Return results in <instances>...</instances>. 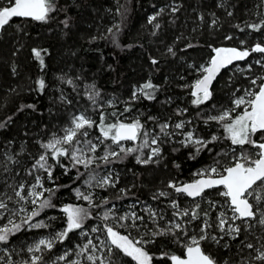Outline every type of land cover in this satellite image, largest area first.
<instances>
[{"label":"trees","instance_id":"obj_1","mask_svg":"<svg viewBox=\"0 0 264 264\" xmlns=\"http://www.w3.org/2000/svg\"><path fill=\"white\" fill-rule=\"evenodd\" d=\"M219 3L221 0H56L57 11L47 23L14 18L11 26L0 33V122L7 121L6 127L0 128V161L8 163L4 154L10 153L19 163H8L11 172H4L3 163H0V191L5 190L4 180L14 184L22 177H31L27 175V171L31 169L35 158L44 151L38 142H47L54 133L61 134L73 115L83 112L99 120V111L87 99L86 93V86L94 84L100 92L96 103L102 105L101 110L108 115L109 122L116 119L110 114L123 112L125 102H128L127 106L131 111L119 116L121 120L138 117L147 129L159 132L157 123L169 121L174 125L176 120L187 119L191 121L198 137L210 139L215 135L221 139L209 145L211 153L204 150L195 160L189 159L192 149L183 147L175 140L162 145L163 158L158 165L137 164L135 154L127 156L122 162L107 166L100 162V167L95 171L110 168L119 174L120 182L115 189H96L101 193V197H97L95 203L100 204L99 200L104 197H107L110 203L89 209L93 219L87 220L85 225L96 221L103 224L114 220L110 217L104 221L100 217L111 204L117 205V200L120 204L129 200L141 205L153 203L164 216V219L159 221L161 226L164 225L165 219L172 218L173 209L168 206L170 199L175 198L182 207H189L193 201L184 196H176L166 187L167 182H190L194 179L193 173L212 164L214 158L222 164H228L230 157L234 155H225L231 143L223 139L225 133L221 125L206 119L205 115L231 105L232 93L237 87L243 89L252 86V77H243L242 74L233 72V67L244 68L251 65V76H264V67L255 65L253 61L258 60V54L253 53L217 77L212 86V98L208 102L199 107L191 103V88L184 85L193 84L199 77L200 73L195 69L208 62L213 55L212 47L241 48V41L245 42L244 48H251L256 43L264 44V29L257 32L245 27L247 24L264 20V0H223L224 7H218ZM174 4L180 5V11L175 16L171 14ZM160 8L165 11L158 17L160 28L157 30L148 23V18ZM226 10L232 11L233 15L228 16ZM201 16L203 20L200 19ZM64 20L68 21V27L61 23ZM213 20L216 21L214 26ZM236 25L244 28V31H240ZM110 28L111 33L108 32ZM153 32L156 34L153 35ZM226 35H231L233 39L225 40ZM93 37L97 39L93 40ZM189 44L193 47L187 48ZM169 47L173 48L175 56L167 52ZM34 48L47 50L42 52L45 65L43 70L33 56ZM152 58L157 59L159 63L153 65ZM13 67L16 69L15 73L12 71ZM38 79L45 82L42 93L36 84ZM68 80L73 81L75 91L73 86L66 82ZM147 81L158 86L156 99L147 101L141 97L131 101L133 90ZM62 94L72 103L62 102ZM110 101L113 102V107L108 106ZM28 105L34 107H27ZM177 108L187 111L177 116ZM149 116L156 117V121L148 120ZM169 131L173 129L169 128ZM90 135L95 137L98 132L93 129ZM258 137L259 134L256 138ZM174 148L179 150L173 151ZM245 148L248 151L253 150L250 146ZM100 150L104 152V146H101ZM61 160L71 168L68 159L62 157ZM49 164L55 162L49 160ZM17 172L19 175H16ZM80 172H84V169L80 168ZM76 176L75 168L65 174V169L56 165L49 188L57 189L52 197V202L57 207L45 209L41 213L48 227H22L9 237L7 244L0 245L13 257H19L17 254L21 252L23 255L25 242L45 232L55 234L63 230L65 219L59 211L60 207L68 204L88 207L85 201L76 198L74 192V189L82 190L87 187L84 185L87 173L79 179H76ZM117 188L130 191L121 197L120 193L117 195ZM158 190L172 193V196L154 200L153 194ZM7 191L12 193L11 189ZM201 207L206 208L207 205L202 203ZM114 212L117 216L116 209ZM138 215L144 216L143 225H148L149 230L155 228V224L144 211ZM216 215V212H212L213 218ZM51 217L55 219H50ZM197 224L199 221L193 222L194 227ZM118 230L122 234L130 232L133 238L143 235L140 229ZM76 233H70L68 240L56 243L54 248L46 253L53 255L61 247L70 246L76 238ZM242 233L237 240L225 237V240L221 241V244L229 245L227 249L208 243L204 245L205 249L216 256L218 264L224 260L229 264H241L249 254L254 255V251L241 245L240 241L255 245L258 237H261L259 231ZM147 250L156 258L154 264H170L167 258L159 259L162 253H183V248L173 243L171 237H158L155 243L147 245ZM124 259L126 258L121 257V260Z\"/></svg>","mask_w":264,"mask_h":264},{"label":"snow or ice","instance_id":"obj_2","mask_svg":"<svg viewBox=\"0 0 264 264\" xmlns=\"http://www.w3.org/2000/svg\"><path fill=\"white\" fill-rule=\"evenodd\" d=\"M6 2L7 6H5V0H0V33L11 26L14 18L47 23L50 18H53L52 14L57 11L56 0H6ZM217 6L224 7L223 0ZM164 11V8H160L148 18V23L157 30L160 28V24L157 22L158 17ZM179 11L180 5L174 4L171 7L173 16ZM213 15L215 14L213 13ZM227 15L232 16L233 12L227 11ZM200 19L203 20V16ZM61 23L68 27L67 20L61 21ZM215 23L216 21L213 20L212 26ZM236 27L240 31H244V28H240L239 25ZM245 27L258 32L264 29V20L260 23L247 24ZM108 32L111 33L112 29H108ZM92 39L95 40L97 37ZM231 39H233L231 35L225 36V40ZM244 43L241 41V48H211L213 55L210 56L208 62L195 69L200 73L199 77L193 84L184 85V87L191 88L190 95L193 97L192 104L194 106L199 107L212 98V84L222 69L228 68L235 62L246 60L253 53L264 54V44L256 43L251 48H244ZM186 47L191 48L193 45L189 44ZM42 52H47V50L32 49L33 56L39 61L41 70L45 66ZM167 52L172 56L176 54L172 47H169ZM151 63L156 65L159 61L152 58ZM256 64L264 67L262 60H256ZM248 70L251 71V65ZM12 71L16 72L15 67L12 68ZM181 78L183 79V77ZM66 82L73 86L74 91L76 90L72 80ZM36 84L42 93L45 88L44 80L38 79ZM250 84L254 87L244 89L242 95H236V92L240 91L239 88L233 91L231 107L222 109L217 115L208 117V120L221 125L225 133L223 139L230 141L233 146L232 152L235 153L237 147L242 151L236 154L227 165H223L220 160L214 158L212 164L193 173L196 179L191 182L180 183L169 180L166 184V187L171 189L176 196L190 198L193 203L189 207H182L175 198L170 199L168 206L173 209L172 219L161 226L159 221L164 219L163 214L146 206L144 211L155 224V228L148 230L139 238H133L130 232L122 234L117 230V227L139 231L144 223V216L138 215L136 212L116 216L113 205L112 208L105 210L100 218L107 221L111 217L116 221L117 226L104 224V238L96 236L94 240L90 233H99L101 228L98 225L93 226L90 232L85 229V222L93 219L89 209L108 205L110 200L104 197L100 204H96L93 192H83L79 188L74 189L76 198L85 201L88 207L72 204L60 207L59 211L65 219L63 230L56 232L48 239H40L28 246L27 251L30 253V257L22 264H44L43 253L51 251L56 243L68 240L69 234L74 232H78L85 238L83 243L75 246L77 258L69 260L72 252L66 251L63 255L57 256L53 264H57V262L81 264L80 257H83L87 264H154L156 258L147 250V245L155 243L158 237H171L173 243L183 248L182 255L162 253L159 259L167 258L170 264H218L216 256L205 249L206 243L227 249L229 247L227 243L221 244L225 237L237 240L242 232H250L257 226L264 229V76L250 78ZM157 91L158 86L147 81L133 90L130 100L134 102L142 97L144 100L153 101L156 99ZM86 93L87 99L99 111V120L97 121L84 113L73 115L70 125L62 129L63 135L54 133L47 142H38L44 151L35 158L27 175L33 176L36 172L43 171L46 173L47 180L51 181L56 165L64 168L65 174L75 168L77 170L76 179L87 173L84 185L89 189L100 188L106 191L108 188L115 189L120 182V177L110 168L106 169L103 175L97 173L95 169L100 167L98 161L107 166L122 162L127 156L135 154L137 164L158 165L163 158L162 145L173 142V138L177 135H182L183 138L176 142L185 148L190 147L192 151L189 153V159L195 160L204 150L211 153L212 149L209 145L221 139L215 135L210 139H203L198 137L194 131L184 132L186 124H191L190 120L177 121L174 125L169 121L157 123L156 127L159 132H156L155 129H147L138 117L121 120L119 116L131 111V108L127 106L128 102H125L123 112L110 114L116 119L109 122L108 115L101 110L102 105L96 103L100 96L99 90L95 88L94 84L87 85ZM60 99L64 103H72L63 94ZM108 106L113 107V102L110 101ZM27 107L34 106L28 105ZM238 109L239 111H237ZM186 111L187 109L177 108L175 114L181 116ZM10 119L11 117H9ZM147 119L156 121L154 116H149ZM6 125L7 121L0 122V128H4ZM169 128H172L173 131H169ZM93 129L98 132V135L90 137ZM257 134H259L258 138H256ZM125 142H131L134 146L125 147ZM101 146H104L105 151L103 155H97ZM245 146H250L256 151L250 152ZM145 149H147L146 155ZM178 150L173 149V151ZM22 153L23 146H21L20 154ZM225 155L227 154L225 153ZM4 156L8 163H19L10 153H5ZM62 157L71 162V168L62 162ZM49 160L54 161L55 164H49ZM0 163L3 162L0 161ZM8 163H3L4 172H11ZM80 168H83L84 172H80ZM90 169L91 171H89ZM16 175H19V172ZM3 184L5 190L0 191V218L7 215L11 227L0 228V244H7L9 237L20 231L25 225L29 229L48 227L43 221L37 220L35 223L33 221L45 209L57 207L52 202L56 188H46L44 178L40 175H35L34 182L27 188L24 182L15 185L4 180ZM7 189L12 190L11 195ZM117 191L123 197L130 189L119 188ZM172 193L158 190L153 194V199L161 197L168 199ZM10 201L19 206L10 208ZM29 203L32 205L30 211L24 206ZM202 203L207 207L202 208ZM221 208L225 210L220 211ZM212 212L217 213L215 218L212 217ZM16 216H20L19 223L12 219ZM50 219H55V217ZM195 221H199V224L193 228L191 226ZM240 243L255 252L254 255L249 254L246 259L241 261V264H255V262L264 264V245L256 248L254 244L245 243L243 240ZM238 251H242V249H238ZM121 257L126 259L121 260ZM8 264H11L10 260ZM223 264H229V262L224 260Z\"/></svg>","mask_w":264,"mask_h":264},{"label":"rangeland","instance_id":"obj_3","mask_svg":"<svg viewBox=\"0 0 264 264\" xmlns=\"http://www.w3.org/2000/svg\"><path fill=\"white\" fill-rule=\"evenodd\" d=\"M258 54V53H257ZM258 60H262V61H264V54H258ZM254 61V63H255V65H258V64H256V61L255 60H253ZM235 66V65H234ZM248 68H249V66H246V67H244V68H242L241 66H235V67H233V72H235L236 71V73H238V74H242L243 75V77H252V78H254V77H258V75L257 74H255V75H252L251 76V71H252V68H251V71H249L248 70ZM246 73V74H245ZM251 87H253V86H251ZM238 88V87H237ZM236 88V89H237ZM246 88H250V87H244L243 89L241 88L240 89V91L239 92H236V95L237 96H239V95H242L243 94V91H244V89H246ZM192 99L193 98H191L190 100H191V103H192ZM231 99H232V97H231ZM229 107H231V105H229L228 107H225V108H229ZM225 108H222V109H225ZM221 109V110H222ZM221 110H218V111H212V112H209V113H207L205 116H206V119H208V117H210V116H213V115H217L218 113H219V111H221ZM237 111H239V109L237 110ZM80 113H83V112H78V113H76V114H80ZM75 114V115H76ZM73 117V116H72ZM72 117L69 119V121H68V123H67V125L65 126V127H67V126H69L70 125V121H71V119H72ZM181 120H183V121H189V120H185V119H180V120H176V122L177 121H181ZM175 122V123H176ZM174 123V124H175ZM64 127V128H65ZM187 131H194V128H193V126L191 125V124H186V126H185V128H184V132H187ZM195 132V131H194ZM196 134V133H195ZM56 135H63V132L61 133V134H56ZM90 137H93L92 135H90ZM183 137H182V135H177V136H175L174 138H173V141H175V140H181ZM134 145H132L131 144V142H125V147H133ZM114 147V146H113ZM232 145L231 144H229V149H228V152H227V155H231V154H234L233 156H231L230 157V160L236 155V154H238V153H240L241 152V150L239 149V147L238 148H236V152L235 153H233L232 152ZM256 150H252V151H250V152H255ZM102 153H104V152H102L101 150H99V152L97 153V155H102ZM147 154V149H145V155ZM5 157V156H4ZM98 163L100 164V162L98 161ZM223 165H227V164H225V163H223ZM89 171H91V169L89 170ZM42 172L43 171H39V172H36L33 176H31V177H22L21 178V180L20 181H18L17 183H14L15 185H19V183H21V182H24L25 183V186H26V188H27V186L28 185H30V184H32L33 182H34V176L35 175H40L41 177H43L44 178V184H45V187L46 188H49V186L51 185V183H52V181H49V180H47V178L46 177H44V176H46V174L45 175H43L42 174ZM105 172H106V168H104L103 170H100V171H98L97 173H99V174H101V175H103V174H105ZM194 179H196V177L194 176ZM193 179V180H194ZM191 182V181H190ZM96 189H100V188H91V189H89L88 187H86V188H84V189H82L81 191H83V192H89V191H91V192H93L94 193V200L95 201H97V197H101L100 195H101V193L99 192L98 193V191L96 190ZM118 189V188H117ZM12 194V193H11ZM10 194V195H11ZM119 193H118V191H117V195H118ZM213 198V197H212ZM15 199V198H14ZM99 201H101V199L99 200ZM19 205H17L16 203H14V202H9V207L10 208H16V207H18ZM29 211L31 210V208H32V205L29 203V204H27V205H24ZM146 206H150L153 210H155V211H157V212H159L160 213V209L159 208H157L153 203H150V202H148L147 204H140V203H137V202H133V201H131V200H129V201H127L126 203H124V204H120L119 203V200H117V205H114V209H116V212H117V216H120V215H124V214H126V213H131V212H136L137 214L138 213H140L141 211H144V209H145V207ZM113 207V204H111L110 206H109V208H112ZM220 211H224L225 209H223V208H221V209H219ZM145 212V211H144ZM42 213V212H41ZM146 213V212H145ZM147 214V213H146ZM21 215H23V214H21ZM12 219L16 222V223H19L20 222V216H16V217H12ZM172 219V218H171ZM37 220H39V221H43L44 223H45V221L43 220V217H42V215L40 214V216L39 217H37V218H35V220L33 221V223H35ZM166 221H168L169 219H165ZM165 221V222H166ZM237 223H240L239 221H237ZM104 224H109V225H112V226H114V227H116L117 226V224H116V222L114 221V220H110V221H108V222H106V223H100V222H98V221H96V222H93L92 224H89L88 226L87 225H84V227H85V229L86 230H89V232H90V229H91V227H93V226H100V228H101V231L99 232V233H90V235L92 236V238L95 240V237L96 236H99L100 238H104V233H103V226H104ZM165 224V223H164ZM2 227H11V225L9 224V217L7 216V215H5L4 216V218H0V228H2ZM23 227H25L26 229H29L26 225L25 226H23ZM141 227H143L142 228V230H141ZM140 227V232H141V234H144L145 232H147L148 230H149V228H148V225H143L142 224V226ZM191 227H193L194 228V226L192 225ZM148 229V230H147ZM117 230H118V228H117ZM254 231H259L260 233H261V237H259V240H258V242H256V244H255V247L256 248H260L261 247V245H264V229H262L260 226H257L256 228H254V229H252L250 232H254ZM122 233V232H121ZM54 234V233H53ZM53 234H51V233H48V232H45V233H43L42 235H40V236H38V237H36V238H34V239H32V240H30V241H27V242H25L24 244H23V255H21L20 253L21 252H19L17 255L19 256V257H13L9 252H7L6 251V249L3 247V246H1L0 245V264H8V262H9V260L11 261V263H13V264H22V262L23 261H26V260H28L29 259V257H30V253H28V251H27V248H28V246H31V245H33L35 242H38L40 239H48V238H50ZM243 234V233H242ZM84 237H82V236H80L79 235V233L77 232L76 233V238H74V240H73V243L70 245V246H65V247H61V249L57 252V253H54L53 255H52V253L51 254H48V253H46V252H48V251H45L44 253H43V259H44V264H53V261H55V258L57 257V256H59V255H63L66 251H71L72 252V255H70L69 256V260H72V259H76L77 257H76V255H75V246L77 245V244H79V243H83L84 242ZM186 239V238H185ZM54 248V247H53ZM253 254H255V252H253ZM80 260H81V264H87V262L83 259V257H80L79 258ZM57 264H67V262H57ZM220 264H223V263H220ZM255 264H259V262H255Z\"/></svg>","mask_w":264,"mask_h":264},{"label":"water","instance_id":"obj_4","mask_svg":"<svg viewBox=\"0 0 264 264\" xmlns=\"http://www.w3.org/2000/svg\"><path fill=\"white\" fill-rule=\"evenodd\" d=\"M220 47H230V46H220ZM239 62H241V61H239ZM239 62H235L233 65H230L228 68L222 69L221 72H220V74H221L223 71H225V70H227V69L233 67L234 65H237ZM220 74H219V75H220ZM219 75H218V76H219ZM218 76H217V77H218ZM216 79H217V78H216ZM215 81H216V80H215ZM215 81H214V82H215ZM214 82H213V84H214ZM213 84H212V86H213ZM186 183H187V182H186ZM189 199H190V198H189Z\"/></svg>","mask_w":264,"mask_h":264}]
</instances>
